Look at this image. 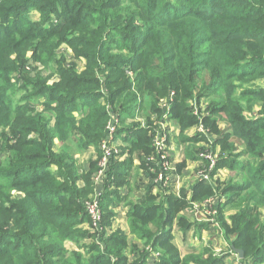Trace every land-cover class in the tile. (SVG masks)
Here are the masks:
<instances>
[{"label":"trees","instance_id":"obj_1","mask_svg":"<svg viewBox=\"0 0 264 264\" xmlns=\"http://www.w3.org/2000/svg\"><path fill=\"white\" fill-rule=\"evenodd\" d=\"M32 12L39 20L29 18ZM63 47L83 63L81 72L76 62H59ZM51 65L58 68L45 77L39 67ZM259 80L264 0H0V264H149L150 256L154 264H227L187 243L195 229L202 230L189 210L217 196L206 180L179 196L150 189L145 202L130 205V233L145 247L119 232L81 246L91 239L82 226L93 225L80 202L86 197L78 165L54 152L55 140L101 144L117 115L116 138L125 135L129 158L106 185L120 193L136 158L155 178L148 159L156 155V130L165 114L160 103L172 92L169 115L180 135L202 124L208 134L198 133V141L209 147V134L215 137L218 169L229 165L244 177L219 188L226 197L219 212H233L222 224L223 238L244 251L238 264H264V226L253 228L264 208ZM136 86L142 98L132 91ZM203 99L208 105L200 116L188 102L195 107ZM142 115L146 126L137 119ZM117 208L101 204L109 210L103 225ZM69 243L80 250L69 251Z\"/></svg>","mask_w":264,"mask_h":264},{"label":"rangeland","instance_id":"obj_2","mask_svg":"<svg viewBox=\"0 0 264 264\" xmlns=\"http://www.w3.org/2000/svg\"><path fill=\"white\" fill-rule=\"evenodd\" d=\"M29 18L39 20V15L36 12H32L29 14ZM57 55L59 62H76L77 72H81L85 68L83 63L80 60L76 59L71 48L63 47L58 50ZM49 67V69L39 67L40 70H43L45 77L53 73L54 70L58 68L55 65H51ZM130 72L131 74L129 75L131 76V78H133L134 84H136L137 81L135 80V71ZM256 85L258 87L264 88V80L256 81ZM137 88V86L134 87L132 91L138 95V98H142V94L139 93ZM169 96L166 98H169ZM164 103L165 102H162V104ZM188 105L193 107L194 111L201 116L206 113L208 103L205 99H203L200 106L195 105L194 107V104L191 101L188 102ZM166 106L167 104L165 105V107ZM256 110H259V107L255 109V111ZM137 119L138 121L142 122V125L143 123L146 124L145 115H142L139 118L137 117ZM151 119L153 120V122H155L156 117L152 116ZM168 121V124L164 127H166L168 134L171 136L170 142L172 140V142L179 147V153L177 152L176 154H173L171 152V146L169 147V155L171 158H173V163L170 168L177 171L184 158H187L190 162L199 158V165L193 168V173L195 171L194 175L184 168L181 174L178 173V181L174 183V186L171 189L166 190H172V192H174L178 196L182 192H190V188L194 187L197 181L199 182L202 180V175H209V179L206 180L207 184H213L214 187L217 188V196L213 201H210L208 203H197L193 206V209L189 210L190 221L197 225H202V230L195 229L193 234L189 235L187 243L188 245L190 243H195V245L199 247L200 252L205 251L212 258H226L227 264H238L241 259H239L237 254L235 256L234 253L236 252L234 249H238L240 247L238 245H233L232 243L228 242V240L223 238L222 224L226 219L230 218L233 212L231 208H227L222 214L219 212V207H221L222 201L224 200V198L226 199V197L222 196L219 188H221L226 183L241 184V182H244V177L241 175V172L238 168L236 170H231L229 165H227L221 166L218 169L219 158L214 157L213 163L211 162V159L208 158V155L210 154L214 156L213 144L216 140L214 136L209 134L210 143H208V147L206 145L207 142L198 141V138H200L198 137V133H201V128L199 125L195 129H193V131L190 130L188 131V133L180 135V128L175 125L172 120L168 119ZM127 124H131V122H127ZM221 124L225 125V122L223 121ZM120 128L121 127H118V130ZM152 131L153 130H151V132ZM123 137H125V135L123 134L119 136L120 139ZM70 138L66 143L60 138L56 139L54 144V152L65 156L66 158L69 157V159H67L68 161H74L75 163H77L79 176L78 185L83 189L81 196L86 197L80 202L84 205V208L88 215L90 216L91 213L89 212V210H92L95 207V204H97L98 207L99 204H104L105 207H108V204H116L118 206V208L115 210L114 216H112L109 222H105V225H103L102 221L103 214H105L109 210L106 211L104 209L103 211L102 209H100L102 219L101 217L100 219H93V221L91 219L93 229H88L87 225L82 226L84 230L90 232L91 239L82 241L81 246L89 247L92 244H101L103 243L104 235L107 236L109 234L119 232L120 234L122 233L129 237L131 245L138 243L141 247H145L143 246V244L139 243L140 241L134 235L130 233L129 222L127 220L128 218L124 215L125 212L122 209L124 205L129 203L128 201L130 200L132 194L138 190L135 183L137 182V179L135 180L133 176L134 166L131 172L128 174V183L124 184L120 188V193L127 190L129 191V194L126 195V198H123V195H121L116 188H113L112 186L107 187L106 185V182L113 180V175H115V169L117 168V166L120 163L125 162L127 158H129L128 150H130V145L126 144L124 141L123 144L121 142L119 143V141L117 143L115 142L114 144H112L113 146L104 145V141L101 144L97 145L88 143L87 141L83 140H79L80 142H76L73 137ZM188 138L192 139V142L190 144L183 145L184 139L188 140ZM239 148L240 150L238 152H241L242 149H244L243 146H240ZM0 149H2V144H0ZM111 150V158L108 159ZM2 157L3 155L0 154V158ZM238 161L244 162L246 161V157L240 156V159H238ZM190 162L188 163V165L191 164ZM54 171L56 172L55 168ZM191 180H193V183H190ZM85 188H87V192L84 190ZM115 193H119L120 197ZM111 194H113L112 197L114 199L111 197ZM258 224H262L264 226V208H262L258 213L253 228L258 226ZM244 226L245 225L243 224L242 228H244ZM178 239L179 242H182L183 237L179 236ZM67 249L69 251L80 250L78 245L75 243H69L67 245ZM155 262L156 258L150 256L149 264H154Z\"/></svg>","mask_w":264,"mask_h":264},{"label":"built area","instance_id":"obj_3","mask_svg":"<svg viewBox=\"0 0 264 264\" xmlns=\"http://www.w3.org/2000/svg\"><path fill=\"white\" fill-rule=\"evenodd\" d=\"M174 101V93L172 92L169 96V98L163 99L161 101L160 106L164 109V115L160 122V126H158L156 130V137L154 141V148L156 151V155L152 156L148 159L150 164H153L154 166L151 168V172L156 174L154 178V186L156 188H160L162 190L171 189L174 186L175 180L177 178V175H174L176 172L174 169H171V165L173 163L172 158L169 155V147L170 145V139L171 136L168 134L165 125L168 124L169 113H170V106L172 105ZM162 102H165L162 104ZM167 106L165 107V105ZM120 120L117 115L113 116V118L110 120L106 131L108 135V140H105L103 143L104 145H112L115 142L117 143L119 140L116 138V134L118 132V127H120ZM143 126H146L145 123H143ZM202 134H208V131L205 129V127L200 124ZM111 143V144H110ZM113 146V145H112ZM112 150L110 151V154L108 156V159L111 158ZM206 157V156H202ZM217 158V153H214V156L212 154L208 155V158L211 159V162H214L213 158ZM207 160V159H206ZM209 175H202V180H208ZM165 192V191H164ZM210 201H207L208 203ZM101 204H99V207L97 204H95V207L92 210H89L90 217L93 221V219H102L101 216ZM94 223V222H93Z\"/></svg>","mask_w":264,"mask_h":264},{"label":"crops","instance_id":"obj_4","mask_svg":"<svg viewBox=\"0 0 264 264\" xmlns=\"http://www.w3.org/2000/svg\"><path fill=\"white\" fill-rule=\"evenodd\" d=\"M191 131H193V130H191ZM177 133H178V130H177ZM120 142L123 144V139H119V143ZM187 144H190V143H185L183 145H187ZM170 145H171V149H172L171 152L173 154H176L179 151L178 145L176 146V144L173 143L172 140L170 142ZM184 159H187V158H184ZM172 160H173V158H172ZM189 162L190 161L187 160V167L185 168V170H188L191 173H193V168L195 166H198L199 162L195 161V160H192V162H190L191 164L188 165ZM194 173H195V171H194ZM194 173H193V175H194ZM174 175H177V178L175 180V182H176V181H178L179 174L176 171L174 173ZM133 176H134L135 180L137 179V182H135V183H136V187H137L138 190L135 193L132 194V196L130 197V200L128 201L129 203L122 207V209L126 213V214L124 213L125 216H127L128 212L130 210V205H132V204H140V203L146 201L147 193H148V191L150 189H152L153 193H157L158 192V189L154 186V179L152 177L153 175L150 174L148 170L144 169V167L142 166V160L139 159V158H136L134 160ZM191 179H192V177H191ZM190 183H193V180H191ZM190 189H193V187L190 188ZM121 194L123 195V198H126V195L129 194V191L128 190L127 191H123V192H121ZM127 227H128V225H127Z\"/></svg>","mask_w":264,"mask_h":264},{"label":"water","instance_id":"obj_5","mask_svg":"<svg viewBox=\"0 0 264 264\" xmlns=\"http://www.w3.org/2000/svg\"><path fill=\"white\" fill-rule=\"evenodd\" d=\"M236 254L238 255L239 259H243L245 256L244 251L240 250V249H234Z\"/></svg>","mask_w":264,"mask_h":264}]
</instances>
